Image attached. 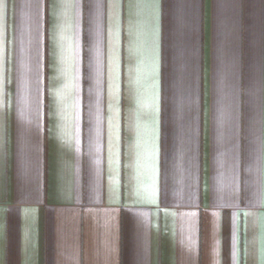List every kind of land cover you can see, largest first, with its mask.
<instances>
[{"label":"crops","instance_id":"1","mask_svg":"<svg viewBox=\"0 0 264 264\" xmlns=\"http://www.w3.org/2000/svg\"><path fill=\"white\" fill-rule=\"evenodd\" d=\"M0 264H264V0H0Z\"/></svg>","mask_w":264,"mask_h":264}]
</instances>
